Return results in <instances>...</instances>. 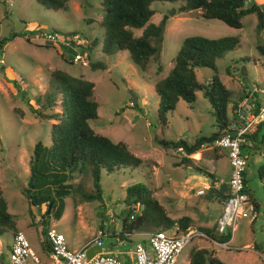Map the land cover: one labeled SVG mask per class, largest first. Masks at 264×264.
I'll return each instance as SVG.
<instances>
[{
  "label": "rangeland",
  "instance_id": "374dc122",
  "mask_svg": "<svg viewBox=\"0 0 264 264\" xmlns=\"http://www.w3.org/2000/svg\"><path fill=\"white\" fill-rule=\"evenodd\" d=\"M252 1L264 13V0ZM150 8L154 11L150 21L155 25L162 24V39L158 46L157 61L150 59L141 72L125 51L110 55L102 53L104 30L99 26L103 10L100 0H66L64 10L45 9L35 0H0V37L12 33L18 35L0 51V66H3L0 67V189L7 212L13 216L14 227L23 233L29 247L40 260L44 259L40 233L44 207H30L32 215H29V204L22 191L27 188L28 160L32 147L37 141L49 144L50 125L55 123L53 120L34 118L29 112V106L44 113L60 111L58 95L51 109L44 108L54 70L92 83L91 98L97 107L96 118L88 121L90 128L113 142L124 143L128 151L142 161L141 166L135 170H123L109 175L102 172L101 201H85L80 195L73 194L64 199L58 220L51 216L45 219L46 228L52 227L61 232L70 250H77L84 242L92 240L101 227L104 233L99 238L102 251L122 248L123 251L132 252L135 243L144 239V234L130 235L129 243L120 240L117 234L126 210L123 204L125 189L137 182L152 189L151 197L173 220L185 215L191 217L195 225L210 226L217 215L212 201L207 203V209L202 212L188 209V206L194 204H205L203 198H206L209 190L203 191L202 197L196 196L194 190H191L187 197L182 198L183 194L173 182L187 173L202 176L195 172V168L209 173L213 158L219 156L218 150L208 144L202 145L189 157L192 160L189 165H181L172 149L164 150L153 143V138L181 139L191 143L195 137L208 136L214 131L210 106L201 92H196L195 100L190 104L179 99L174 110L166 116V127L161 129L156 116L158 98L153 85L168 73L182 39L197 35L207 38H238V45L234 49L215 60V72L230 91L231 99H236L241 93L243 77L249 83L264 87V60L256 54L254 48L256 18L253 14L245 15L241 19V27L235 29L217 19L201 17L198 8L184 9L182 2L155 1L150 4ZM49 29L60 32L64 42H68L65 36L74 32L72 44L64 46L62 43L59 46L42 43L37 39L38 31ZM260 36L264 40V28ZM93 38L98 43L90 53L89 61L104 64L103 69L91 70L87 65L72 61L76 53L82 52L79 47L88 44ZM157 65L160 71H157ZM194 73L200 83H206L213 75L207 68L196 69ZM250 155L248 167L253 175L248 184L256 190L255 200L261 212L254 223L252 238L256 249L264 257V180L259 181L254 174L255 161L260 160L259 154ZM217 164L223 170L224 159ZM74 182L79 183L86 193L93 191L88 175L77 176ZM139 210L140 207L134 213L138 214ZM113 224L115 234L109 235L108 230ZM144 231L155 230L148 227ZM13 233L5 231L0 235V249L5 254ZM239 235L244 242L250 237L249 233ZM209 243L193 240L182 250L177 264H181L182 258H187L190 249L207 248ZM239 251L242 256L250 254L247 249ZM217 253L219 260L222 259L223 249H218ZM234 255L233 252L230 257L234 258ZM24 264L31 262L26 260Z\"/></svg>",
  "mask_w": 264,
  "mask_h": 264
},
{
  "label": "trees",
  "instance_id": "16d2710c",
  "mask_svg": "<svg viewBox=\"0 0 264 264\" xmlns=\"http://www.w3.org/2000/svg\"><path fill=\"white\" fill-rule=\"evenodd\" d=\"M155 1L182 2L184 9L198 8L201 17L217 19L235 29L241 27V19L245 15L253 14L256 18L254 48L256 54L264 60V40L260 36L264 28V13L252 0H100L103 10L99 26L104 30L102 53L110 55L125 51L131 62L141 72L150 59L157 61L158 46L162 39V24L155 25L150 21L154 14L150 4ZM35 2L51 10H64L66 7V0H35ZM73 35L74 32H70L65 36L70 44ZM17 36L12 33L7 37H0V51L7 42ZM238 42L237 37L231 36L184 37L172 59V66L168 73L153 85L158 98L156 116L161 129L166 127V116L174 110L179 99L190 104L195 100L196 92H201L210 106V114L214 119V131L208 136L195 137L191 143L181 139L153 138V143L164 150L181 147L184 154L180 157L181 165L190 164L188 155L196 153L202 145L210 144L225 131L228 124L227 109L232 108L236 100L242 96L241 90L236 99H231L230 91L221 83L215 72V60L234 49ZM97 43L98 40L93 38L79 49L89 56ZM0 67L3 68V66ZM87 67L91 70L105 68L100 62L90 61ZM156 68L160 71L159 65ZM201 68H207L213 72L206 83H200L195 78L194 71ZM246 81L242 86H247ZM92 88L93 85L89 81L54 70L51 73L50 92L45 96L44 108L51 109L55 102L54 98L58 95L60 111L44 113L29 106V112L34 118L55 122L50 125L49 144L44 145L37 141L32 147L28 160L31 189L25 188L22 191L23 197L29 204V215H32L29 211L30 207H44L40 233L43 238L42 250L45 252L48 251V244L44 239L45 219L49 216L55 220L59 219L65 198L78 194L85 201H101L102 172L104 175L117 174L123 170H135L142 164L140 158L130 153L124 143L113 142L105 136L96 134L90 128L88 121L96 118L97 107L91 98ZM260 126L263 125H258V128ZM255 136L256 132L245 137L253 145ZM195 172L203 177L212 178L211 174L199 168H195ZM257 174L260 180L264 178V161L258 167ZM81 175L90 177L92 192H84L79 183L74 182L75 177ZM209 192L211 197H218V192L213 191L212 188H209ZM151 193L152 190L140 182L126 187L123 199L126 210L121 220L120 232L117 234L120 240L129 243L130 235L143 232L148 227L154 230H167L176 224L179 231H184L192 226L190 219L186 216L170 219L162 206L151 197ZM135 204L140 207L138 214L133 213ZM252 204L256 209L257 206L253 201ZM198 230L216 243H226L230 238L229 233L214 234V229L198 228ZM5 231L15 232V227L13 216L7 212L6 202L0 189V235ZM109 235L114 233L111 232ZM188 264L224 263L214 257L210 251L199 248L189 251Z\"/></svg>",
  "mask_w": 264,
  "mask_h": 264
},
{
  "label": "built area",
  "instance_id": "2783aa9c",
  "mask_svg": "<svg viewBox=\"0 0 264 264\" xmlns=\"http://www.w3.org/2000/svg\"><path fill=\"white\" fill-rule=\"evenodd\" d=\"M62 36L55 29L40 30L37 33V39L42 43L59 46L62 43L65 44L64 46L72 44L64 42ZM71 41H73L72 38ZM72 59L86 66L89 56L81 52L76 53ZM0 64H2L1 60ZM246 84L247 86L243 85L241 98L236 100V104L227 114L228 124L225 131L208 144L211 148L225 151L229 167L227 194L221 200V210L214 224L216 235L226 233L231 235L238 219L252 222L257 218V211L247 194L243 179L246 158L241 152V144L244 136L256 132L258 125H264V87H258L256 83L248 81ZM175 151L183 152L181 147L175 148ZM203 194L202 189L196 191V195ZM133 208L134 212L138 211L139 205L135 204ZM103 235L104 233L99 229L92 240L77 250H70L66 246L63 234L52 227H47L44 239L48 244V251L46 260L43 261L31 250L23 233L16 231L11 237L7 254L0 249V264H24L26 260H29L31 264H176L182 250L193 240L212 241L196 228L187 227L184 231H179L178 226L174 224L167 230L144 233V242H136L131 254L123 259L102 251L99 238ZM217 244L228 249L227 243ZM93 246H99L100 252L86 258L85 250Z\"/></svg>",
  "mask_w": 264,
  "mask_h": 264
},
{
  "label": "crops",
  "instance_id": "0c3cea01",
  "mask_svg": "<svg viewBox=\"0 0 264 264\" xmlns=\"http://www.w3.org/2000/svg\"><path fill=\"white\" fill-rule=\"evenodd\" d=\"M242 80H243V83H245L246 78L243 77ZM229 110L230 109L228 108L227 114L229 113ZM263 136H264V125L260 126V128H257L255 141H254L253 145L248 140V138H246L245 136L243 137V141H242L243 148L241 149L242 154L246 158V168L244 171L243 179H244L246 191H247V194H248L250 200L253 201L254 204H256V206H257V208H256L257 218H259L261 212L259 209V205L255 200V192H254L255 189H253L252 187H249V184H248V182H250V176L253 175V171L249 170V167H248V159H249V154H251L250 156L255 155V154H259L260 160L255 161V170H254V172H255L254 174L258 178L257 169L264 161V138H262ZM245 138L247 139L246 141H245ZM171 151H173L174 153L176 152L175 149H172ZM218 152H219V156L213 158V160H212L213 164L211 165L210 170H209V173L212 175V178H204L202 176L191 175V174L187 173L186 176L182 175L180 178H177V182H173L177 186L178 190L181 191V193L183 194L182 198L187 197L191 190H194L195 195H196V191L199 189H202L203 191L206 192L209 190V188H212L213 191L218 192V197H214V196L211 197L210 194H208L206 196V198H203L205 200V204H203L202 206H197V204H194V206H188V209L194 210L196 212H202L203 210H206L207 209V203L209 201L214 202L212 204H214L216 206L215 210H216L217 215L214 218V220L210 226L195 225L194 220L191 217L186 216L191 221V224H192L191 227L196 228L197 230H198V228L214 229L215 220L218 217L220 210H221V200L227 194V179L229 176V167H228V164H227V161L225 158V151L224 150L223 151L218 150ZM176 155L180 159V157L183 156L184 154H183V152H179V153L176 152ZM190 156H192V154L188 155V158ZM221 159H224V161H225V167L223 168V170L219 169L218 164H217ZM191 162H192V160H191ZM186 165H189V164H186ZM222 173H224V175H222ZM258 180L261 181V180H264V178H262L261 180L258 178ZM263 187H264V183H263ZM196 196L202 197L201 195H196ZM196 207H199V209ZM183 216H185V215H183ZM180 217H182V216H180ZM257 218L252 222H249L247 220L246 221L245 220H239L236 222V224L234 225V228H233V232L231 233L228 242H226L228 249H224V248L220 247L217 243H215L213 241L203 240V241H209L212 244H215L218 246V247L217 246L213 247L211 245V243H209V246L207 248H204V249L210 251L212 253V255L214 257H216L217 259H219V255L217 253L218 249L219 250L223 249V254H222L223 258L220 259V261L224 264H233L234 260L236 262L235 264H264V257L258 251V249H256L255 243L253 242V238H252L253 226H254V223L257 220ZM170 219H172V218H170ZM112 226H113L112 232L114 233V224ZM16 231H19V230L16 229ZM148 232H150V231H148ZM140 233L144 234L147 232L143 231ZM238 233L239 234L249 233L250 237H248L249 238L248 241H246V242L241 241L240 235L238 236ZM198 240H202V239H198ZM138 242H144V239H141ZM85 243L86 242H84L80 247H82ZM240 249H247L250 254L247 256H242V254L239 251ZM104 252L112 253V254L116 255L117 257L123 258V259L124 258L126 259L128 254L129 255L131 254L128 250L123 251L122 248H117V249H113V250L110 249V250H106ZM233 252L235 253L234 258L230 257V254ZM46 253H47V251L46 252L43 251V255H44L43 258L44 259H41V260H46ZM179 257H180V255L178 256V258ZM178 258H177V261H178ZM177 261H176V264H177ZM180 263L181 264H188V256L186 259L182 258L180 260Z\"/></svg>",
  "mask_w": 264,
  "mask_h": 264
},
{
  "label": "water",
  "instance_id": "95a60500",
  "mask_svg": "<svg viewBox=\"0 0 264 264\" xmlns=\"http://www.w3.org/2000/svg\"><path fill=\"white\" fill-rule=\"evenodd\" d=\"M192 9H195V7L192 8ZM27 188L31 189V179L30 178L28 179V182H27ZM48 211H49V208L47 210V214H48ZM112 230H113V226H110V228L108 230V233H111ZM96 252H100V247L99 246L90 247V248L85 250V256H86V258H90Z\"/></svg>",
  "mask_w": 264,
  "mask_h": 264
}]
</instances>
